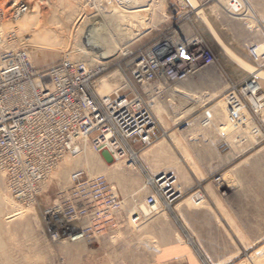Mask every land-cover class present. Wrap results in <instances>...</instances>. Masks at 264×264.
Instances as JSON below:
<instances>
[{"label":"rangeland","instance_id":"rangeland-1","mask_svg":"<svg viewBox=\"0 0 264 264\" xmlns=\"http://www.w3.org/2000/svg\"><path fill=\"white\" fill-rule=\"evenodd\" d=\"M137 1L141 3L140 7L128 8L127 5L121 4L120 0H0V58L5 51L24 50L38 70L64 61H84L90 69L98 71L95 87L102 97L113 95V91L126 84L129 86L127 89H120V93H127L129 87L133 86L140 90L132 78L134 58L139 51L147 50L158 41L168 40L171 46H176L197 37L203 39L214 58L213 65L202 69L185 84L169 85L159 81L154 86L159 92L155 89L144 95L158 121L159 138L149 146L132 144L137 158L131 157L130 153L120 158L107 150L97 151L90 141H81V154L66 155L51 171L36 200L28 205L13 197L5 176L0 173V264H52L55 259L62 257L61 250L73 244L79 246L80 256L98 258L101 245L102 252L114 253V247L122 238V234H116L114 229L122 225L140 227L148 219L143 216L141 210V206L146 205L147 197L153 192L152 187L147 184L148 175H172L181 195L177 203L187 196L180 190L181 183L173 171L163 170L153 174L145 169L140 159L142 149L166 146L174 153L178 162H191L195 152L202 148L203 140L205 144L211 145V141L203 138V135H210L209 132L214 130L229 134L231 128L227 125L228 95L234 85L246 80H255L253 86L259 87L255 88V94L260 90L264 92V61H256L249 52L252 46L264 43L261 28L264 17L254 15L243 0H237L243 8L240 14L229 6L231 0ZM25 2L36 6L39 14L37 23L40 22V25L33 24L29 29L24 27L26 23L16 10L17 7H23ZM246 2L254 12L256 8H264V0ZM113 6L116 11L112 14ZM223 6L226 7V12L237 20L229 17ZM91 16H100L105 20L104 28L111 30L110 38L102 35L103 43L107 46L104 49L110 50V47L117 46L118 51L124 50L122 53L102 58L100 55L105 52L100 54L102 48H99L96 42L93 49L81 48L83 44L78 28L82 20L88 21ZM34 30L37 33L40 30L46 32L50 41L39 53L29 48L28 42L36 41L37 33ZM41 43L44 42L39 44ZM88 52L90 57L87 56ZM234 53L238 57L234 56ZM186 83L193 89L196 87L195 96L202 99L203 103L194 106L195 102L191 98L183 95L172 97L170 92H167L171 87L187 88ZM98 84H102V93L97 90ZM215 92H218L217 95ZM258 98L263 97L255 99ZM155 103L157 105L153 110ZM190 109V112L184 114L185 110ZM250 113L264 130V113H255L252 110ZM247 116L250 119L248 113ZM207 121H210L209 126L203 127L202 123ZM221 125H224V128L219 130ZM237 142L240 143L239 140ZM255 143L251 139L249 145ZM261 144L264 145V142ZM220 147L221 151H225L229 145L222 143ZM80 156L86 157V166L77 165ZM130 164H134L135 169L130 167ZM77 170H85L90 176H107L111 187L122 199V210L99 225L102 232H94L95 236L91 234L90 237H85L86 239L55 241L48 232L46 214L55 205L61 204L62 200L71 197L74 187L71 174ZM188 173L194 178L193 170H188ZM220 189L225 196L235 198L237 195L236 191L232 192L223 185ZM198 191L205 195L206 200L205 187L198 183L189 195L193 206V201L196 204L205 201L198 203L194 199L193 195ZM236 213H243L242 220L245 225H249L252 231L260 230L262 237L261 242L250 251L245 263L264 264V218L256 217L253 210L245 209L241 212L236 209ZM136 214L142 215V218L134 223ZM5 242L7 245L10 243L12 248L8 250ZM17 245L21 248L14 249Z\"/></svg>","mask_w":264,"mask_h":264},{"label":"built area","instance_id":"built-area-1","mask_svg":"<svg viewBox=\"0 0 264 264\" xmlns=\"http://www.w3.org/2000/svg\"><path fill=\"white\" fill-rule=\"evenodd\" d=\"M229 6L239 14L243 11L237 0H231ZM261 28L264 33V24ZM249 52L256 61H264V52L259 53L257 45ZM213 64L203 39L194 37L176 46L158 41L134 58L132 78L140 90L133 86L125 94L102 97L95 87L98 71L84 61H64L38 70L26 51L3 52L0 173L13 197L22 204L33 203L51 171L66 155L76 152L81 141H90L97 151L107 150L120 158L128 153L134 157L137 153L132 144L149 146L159 138L158 121L144 95L153 92L159 81L184 82ZM255 83L234 85L228 95V123L245 132L237 139L240 143L264 142V130L250 113H256L252 103ZM71 181V197L46 214L48 232L55 241L101 233L98 226L122 210V199L104 175L77 170ZM147 184L153 191L146 199L151 208L161 203L164 209H172L181 196L172 175H148ZM194 196L197 202L205 200L201 191Z\"/></svg>","mask_w":264,"mask_h":264},{"label":"crops","instance_id":"crops-1","mask_svg":"<svg viewBox=\"0 0 264 264\" xmlns=\"http://www.w3.org/2000/svg\"><path fill=\"white\" fill-rule=\"evenodd\" d=\"M243 1L254 15L264 17V8H256L255 14L251 5ZM223 10L237 20L226 12L225 6ZM233 55L238 57L235 53ZM183 87L190 95H195L196 87ZM168 91L172 97L185 96L173 92L172 87ZM262 92H257L255 98L263 97ZM209 124L210 121L202 126ZM227 125L230 127L229 123ZM222 128L224 125L219 130ZM230 128L229 134L214 130L209 132L210 135H203L211 145L203 140L202 148L195 152L192 161L183 164L166 146L142 149L140 159L145 169L153 174L173 171L181 183L180 190L187 196L172 209H164L158 203L149 216L143 214L148 219L140 227L122 225L115 228L116 234H122V238L114 247V253L102 252L101 245L98 258L80 256L79 246L73 244L61 250L62 257L52 264H246L247 256L262 237L260 230L252 231L249 225H245L244 214L236 213V209L241 212L253 210L256 217L264 218V145H249V141L238 143L237 139L244 136V130ZM222 143L229 145L225 151H221ZM188 170L194 171V178ZM198 183L205 187L206 200L201 204L192 200L193 206L189 195ZM222 185L236 191V197L223 195ZM136 215L134 223L142 218V215ZM6 248H12L10 243ZM20 248V245L14 247Z\"/></svg>","mask_w":264,"mask_h":264},{"label":"bare ground","instance_id":"bare-ground-1","mask_svg":"<svg viewBox=\"0 0 264 264\" xmlns=\"http://www.w3.org/2000/svg\"><path fill=\"white\" fill-rule=\"evenodd\" d=\"M120 2H121V4H124V5H127V7L128 8H133V7H140V5H141V3L140 2H138L137 0H120ZM19 14H20V16H22V18L24 19V22L26 23V25H24V27L25 28H28L29 26H32L33 24H36L37 23V21H38V19H39V14H38V11H37V8H36V6H31V4H29L28 2H25V5L23 6V7H17V10H16ZM116 10H115V7L113 6L112 7V14L115 12ZM90 14V13H89ZM100 15V14H99ZM102 23V24H101ZM104 23H105V20L104 19H102L100 16H91L90 17V19L87 21V20H82L81 21V24L79 25V28H78V30H79V33H80V36H81V44H83V46H81V48L82 47H86L85 48V50H88V49H93V47H94V43L96 42L97 43V46L100 48H102V50H101V53L100 54H102V51H103V55H100V56H102V58L103 57H105V58H109V57H112V56H114V55H116V54H118V52H123L124 50L123 49H120L121 51H118L117 49H118V47L117 46H115L114 48L113 47H110V50L109 49H104V48H106L107 46L106 45H104V43H103V41H104V38L102 37V35H105V37H108V38H110L111 36H112V33H111V30H106L105 28H104ZM38 25H40V22L39 23H37ZM37 26V25H36ZM38 27V26H37ZM29 29V28H28ZM35 29V28H34ZM37 29V28H36ZM38 30V29H37ZM29 31V30H28ZM34 31H36V30H34ZM36 33H37V31H36ZM30 34V33H29ZM34 34V33H33ZM47 33L46 32H41V30L37 33V36H35L36 37V41H34V42H28V43H30V46H29V48H31L32 50H34V51H36V52H40L41 51V49H43L44 47H47V45H48V43L50 42L48 39H47V36L48 35H46ZM30 40V39H29ZM44 42V43H41V44H39L40 42ZM79 43V42H78ZM77 43V44H78ZM168 43H170L168 40H167V44ZM69 45V44H68ZM79 45V44H78ZM50 46V45H49ZM258 46V52L259 53H263L264 52V43H260V44H258L257 45ZM88 47H90V48H88ZM109 47V46H108ZM90 52H88V55L87 56H89L90 57ZM92 54H93V52H92ZM95 54V53H94ZM97 55H99L98 53H97ZM100 56H99V58H100ZM107 56V57H106ZM98 57V56H97ZM96 57V58H97ZM101 59V58H100ZM186 81H188V80H186ZM186 81H184V82H186ZM180 83H182V82H180ZM174 84V83H173ZM169 85H170V83H169ZM127 86H129V84H126V85H123L122 87H120L119 88V90L120 89H124V88H126L127 89ZM255 88H259V87H254L253 86V89L255 90ZM172 89H173V92H179V93H181V94H184L186 97H188V98H191L192 99V101H195V105L194 106H196V105H199V104H201V103H203L202 102V99H198L195 95H190L188 92H187V90L184 88V87H181V86H177V87H172ZM97 90L98 91H100L101 93H102V84H98L97 85ZM119 90H115V91H113L114 92V94H116V93H119L120 91ZM156 90H159L157 87H156ZM100 93V94H101ZM263 93V92H262ZM107 96V95H106ZM177 98V97H176ZM194 99H196V100H194ZM252 103H253V106H254V108H255V110H256V112L257 113H259V111H262V113H264V96H263V98L262 99H260V98H258V100L257 99H255V95L252 97ZM189 104V103H188ZM157 104L155 103V105H154V108H153V110H155V106H156ZM190 105L192 106V102L190 103ZM186 107V106H185ZM189 107V106H188ZM257 107H258V109H260L259 111H258V109H257ZM193 109V108H192ZM186 111V113L187 112H190L191 111V109L190 110H185ZM260 114V113H259ZM208 122V121H207ZM164 144V143H163ZM78 149H76V152H74L75 153V155L74 156H77V155H79V154H81V152H82V146L81 145H78V147H77ZM83 148H84V146H83ZM83 154V153H82ZM137 155H134V158H137L136 157ZM159 157V156H158ZM84 158H86L85 156H80L78 159H79V161H78V163H77V165L79 166V165H81V164H86L87 165V163H86V161H85V159ZM130 167H132L133 169L135 168V165L134 164H130ZM51 174V173H50ZM107 177V176H106ZM1 195V194H0ZM0 202H2V201H0ZM155 208V207H154ZM153 208H151V207H147L146 205H142L141 206V210H142V212L146 215V216H149L150 214H151V212L153 211L152 210ZM158 208L156 207V210H157ZM54 218V217H53ZM67 221V220H66ZM115 223V222H114ZM67 225H71L70 223L69 224H67ZM105 234V233H104ZM90 235L91 234H82V235H77V236H75V237H72V239H86L85 237H90ZM49 236V235H48ZM93 236H95L94 234H93ZM63 240H66V239H61L60 241H63ZM68 241V240H67Z\"/></svg>","mask_w":264,"mask_h":264}]
</instances>
